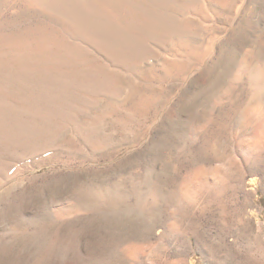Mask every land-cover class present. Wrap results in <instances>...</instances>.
I'll list each match as a JSON object with an SVG mask.
<instances>
[{"label":"rangeland","instance_id":"rangeland-1","mask_svg":"<svg viewBox=\"0 0 264 264\" xmlns=\"http://www.w3.org/2000/svg\"><path fill=\"white\" fill-rule=\"evenodd\" d=\"M0 264H264V0H0Z\"/></svg>","mask_w":264,"mask_h":264}]
</instances>
